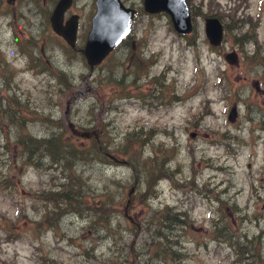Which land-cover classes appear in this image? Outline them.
<instances>
[{
  "label": "rangeland",
  "instance_id": "1",
  "mask_svg": "<svg viewBox=\"0 0 264 264\" xmlns=\"http://www.w3.org/2000/svg\"><path fill=\"white\" fill-rule=\"evenodd\" d=\"M121 1L132 29L90 70L95 0L65 13L74 47L56 0H0V264H264V0H187L186 35Z\"/></svg>",
  "mask_w": 264,
  "mask_h": 264
},
{
  "label": "water",
  "instance_id": "2",
  "mask_svg": "<svg viewBox=\"0 0 264 264\" xmlns=\"http://www.w3.org/2000/svg\"><path fill=\"white\" fill-rule=\"evenodd\" d=\"M73 0H58L49 16L52 30L71 47L75 46L79 24L78 14L65 19V13ZM143 10L149 14L165 12L170 17L174 30L180 35L193 31V21L187 0H143ZM136 9L126 6L121 0H95V12L91 17L82 53L90 70L99 65L130 33L135 19ZM204 34L211 46H219L224 35V26L216 16L204 18ZM235 52L227 53L225 59L229 63L236 61ZM257 84V82L255 83ZM237 107L232 106L228 118L234 121ZM72 128V125H70ZM75 134L79 133L72 128ZM133 189L128 193L130 196ZM130 200L125 205L128 207Z\"/></svg>",
  "mask_w": 264,
  "mask_h": 264
},
{
  "label": "trees",
  "instance_id": "3",
  "mask_svg": "<svg viewBox=\"0 0 264 264\" xmlns=\"http://www.w3.org/2000/svg\"><path fill=\"white\" fill-rule=\"evenodd\" d=\"M42 141H45L46 142V145H47V147H51V149H52V151H53V149L54 148H56V146H58V143L57 142H55V141H53V140H42ZM98 145V147H100L99 146V144H97ZM61 146L62 147H66V149H67V153H68V155L70 154V155H72V152H71V147L69 146V145H65L64 144V141H62L61 140ZM172 218V217H171ZM171 218H167V217H165V221H168L169 219H171Z\"/></svg>",
  "mask_w": 264,
  "mask_h": 264
},
{
  "label": "flooded vegetation",
  "instance_id": "4",
  "mask_svg": "<svg viewBox=\"0 0 264 264\" xmlns=\"http://www.w3.org/2000/svg\"><path fill=\"white\" fill-rule=\"evenodd\" d=\"M8 1H14V0H8ZM34 1H35V0H27V3H33ZM57 1H58V0H56V2H57ZM142 1H143V0H142ZM56 2H55V4H56ZM55 4H54V5H55ZM72 4H73V2H72ZM70 7H71V6H70ZM52 10H53V8H52ZM51 12H52V11H51ZM51 12H50V14H51ZM136 12H137V10H136ZM72 14H75V13H71L70 15H72ZM70 15H69V16H70ZM49 16H50V15H49ZM69 16H68V17H69ZM135 16H136V14H135ZM68 17H67V18H68ZM49 22H50V21H49ZM57 36H58V35H57ZM59 37H61V36H59Z\"/></svg>",
  "mask_w": 264,
  "mask_h": 264
}]
</instances>
